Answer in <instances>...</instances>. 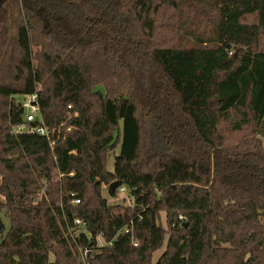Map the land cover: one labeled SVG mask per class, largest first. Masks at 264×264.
Instances as JSON below:
<instances>
[{"label": "trees", "instance_id": "obj_1", "mask_svg": "<svg viewBox=\"0 0 264 264\" xmlns=\"http://www.w3.org/2000/svg\"><path fill=\"white\" fill-rule=\"evenodd\" d=\"M33 93L51 139L15 130ZM79 245L264 264V0H0V264Z\"/></svg>", "mask_w": 264, "mask_h": 264}, {"label": "built area", "instance_id": "obj_2", "mask_svg": "<svg viewBox=\"0 0 264 264\" xmlns=\"http://www.w3.org/2000/svg\"><path fill=\"white\" fill-rule=\"evenodd\" d=\"M22 104L25 109L24 122L16 126L15 130L17 132H21V131L36 132L40 135L46 136L48 139H51V131L45 125L41 116L38 94L33 93V94L24 95L22 98ZM72 174L73 173H71V175ZM117 190L119 192H128L127 187L124 185H120ZM72 195H74V193ZM73 202L79 203L80 200L75 199ZM75 224L77 225L81 224V220L78 218L75 219ZM70 234H72L73 236V232L70 231ZM99 239L100 238H98V240ZM100 245H103V243H100ZM78 250H79V259L81 260L82 264H89L87 261V256L90 251L88 246L79 245Z\"/></svg>", "mask_w": 264, "mask_h": 264}, {"label": "rangeland", "instance_id": "obj_3", "mask_svg": "<svg viewBox=\"0 0 264 264\" xmlns=\"http://www.w3.org/2000/svg\"><path fill=\"white\" fill-rule=\"evenodd\" d=\"M103 88V87H100ZM118 149H116L115 151L111 152L110 156H109V161H108V166L109 169L112 170L113 166H114V158H115V154L118 153ZM103 194L104 196H106V198L108 199V202L111 204H122V205H128V204H132L133 200L131 198V196L129 195V192H116V194L111 195L109 192V189L107 187H103ZM165 224V223H164ZM100 243L104 244V240H102V238L99 239ZM166 247V243H164V245L157 251H155L153 253V261L156 262L157 259L159 258V256L161 255V253L165 250Z\"/></svg>", "mask_w": 264, "mask_h": 264}, {"label": "water", "instance_id": "obj_4", "mask_svg": "<svg viewBox=\"0 0 264 264\" xmlns=\"http://www.w3.org/2000/svg\"><path fill=\"white\" fill-rule=\"evenodd\" d=\"M119 186H120V182L118 180L113 181L110 184V186H109V192H110V194L111 195H113L114 193L116 194V191H117V189H118Z\"/></svg>", "mask_w": 264, "mask_h": 264}]
</instances>
